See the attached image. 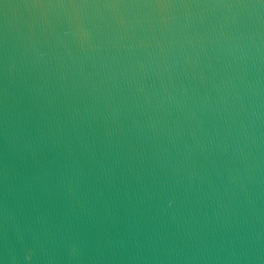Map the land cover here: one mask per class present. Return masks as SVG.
Returning <instances> with one entry per match:
<instances>
[{
    "label": "water",
    "instance_id": "95a60500",
    "mask_svg": "<svg viewBox=\"0 0 264 264\" xmlns=\"http://www.w3.org/2000/svg\"><path fill=\"white\" fill-rule=\"evenodd\" d=\"M0 264H264V2L0 0Z\"/></svg>",
    "mask_w": 264,
    "mask_h": 264
},
{
    "label": "snow or ice",
    "instance_id": "6c2138e0",
    "mask_svg": "<svg viewBox=\"0 0 264 264\" xmlns=\"http://www.w3.org/2000/svg\"><path fill=\"white\" fill-rule=\"evenodd\" d=\"M170 2L171 0H156V3L163 7L169 6ZM262 2H264V0H262Z\"/></svg>",
    "mask_w": 264,
    "mask_h": 264
},
{
    "label": "clouds",
    "instance_id": "9594fccd",
    "mask_svg": "<svg viewBox=\"0 0 264 264\" xmlns=\"http://www.w3.org/2000/svg\"><path fill=\"white\" fill-rule=\"evenodd\" d=\"M25 259H26V260H31V256L28 255V256L25 257Z\"/></svg>",
    "mask_w": 264,
    "mask_h": 264
}]
</instances>
